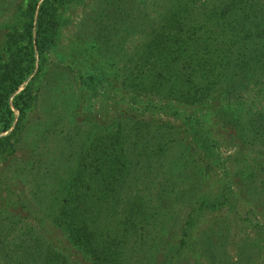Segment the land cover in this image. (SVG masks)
Listing matches in <instances>:
<instances>
[{
  "label": "trees",
  "instance_id": "1",
  "mask_svg": "<svg viewBox=\"0 0 264 264\" xmlns=\"http://www.w3.org/2000/svg\"><path fill=\"white\" fill-rule=\"evenodd\" d=\"M68 1L79 0H21L23 27H0V168L19 146L16 134L34 103L28 82L47 72L41 56L68 20ZM91 9L79 36L110 64L107 86L122 91L118 101L128 95L136 105L126 102L116 118L88 114L86 125L75 122L45 138L52 143L31 147L24 168L35 184L30 197L11 200L20 209L0 212V264H178L203 209L232 208L243 199L264 216V0H97ZM89 74L77 76L93 89ZM166 114L181 124L164 121ZM56 117L46 123L56 125ZM177 126L219 166L223 177L213 195L197 188L205 172L191 164L189 146L171 154ZM220 142L239 161L236 180L227 177ZM4 199L0 191V205ZM190 204L175 237L153 223L157 244L170 239L161 257L146 263L136 255L153 217ZM238 216L248 227V217ZM213 220L217 229L205 225L197 242L211 264H258L251 255L264 250L247 235L231 261L230 225Z\"/></svg>",
  "mask_w": 264,
  "mask_h": 264
},
{
  "label": "rangeland",
  "instance_id": "2",
  "mask_svg": "<svg viewBox=\"0 0 264 264\" xmlns=\"http://www.w3.org/2000/svg\"><path fill=\"white\" fill-rule=\"evenodd\" d=\"M96 2L97 0L68 1L67 7L62 11L63 16H67L68 20L57 30L55 37L53 39L50 38L41 56V60L47 68L45 76L42 78L38 77L36 81L33 78L31 81L28 77V80L30 79L28 83L33 85L32 94L34 95V103L25 116V127L16 134L19 137L18 140H20L18 143L19 146L9 159V162L2 164L0 168V191L6 199L5 204L0 205V212L6 211L7 214L12 213L14 207L18 206L20 209L18 203H10L11 200L16 199V196H21L22 199L26 198V196L30 197L29 190H33L34 186L32 185L35 184V179H33L29 169L24 167L30 165L29 160L27 162L25 160L31 147L37 146L38 148L39 146H43L45 144L44 141L52 143L51 139L45 140V138L52 133H54L52 138L55 135L61 136L65 132L61 131L62 128L67 129L68 127H72L75 125V122L80 124L81 127L86 125V117L88 118V114L95 115L97 119L116 118L120 114V107L123 109L127 106L126 102L133 104L132 107L136 105L130 102L127 94L126 99L123 97L121 98L122 102L118 101L120 100L119 91L117 92L115 88H109L107 86L108 81L112 78L110 64L100 57V54L96 51V47L92 46L90 42L83 41L79 36L78 31L81 17L85 13H90L92 11L91 7ZM20 3L21 0H0V27L12 24L18 27L17 30L23 27L27 12L20 8ZM80 72L90 73L89 75L93 76L96 83V85H93V89L84 86L81 81L82 79L77 76ZM108 90L109 95L105 94V91ZM35 92L37 93L36 100ZM207 112L204 113L203 118L208 116ZM15 113L17 114V111ZM54 114H57L56 118L58 122L56 125L49 126L46 120ZM147 114L151 119H160L159 113L155 116L153 114L151 116L148 112ZM196 114L197 110H195L194 116H197ZM162 119L174 124L176 123L177 125L181 124L180 119L173 114L162 115ZM178 127H180V131L175 134L176 140L170 146L171 154H178L185 144L189 146L188 151L191 153V156H189L191 164H197V168L199 166V169L196 170L205 172V176L199 178L204 182L202 185H200L201 183H197V188L200 187L204 195H213L219 186V177H223V175L220 176L219 174V166L213 165L210 159L206 158L192 142H189V133L182 126H177V129ZM165 129L167 128L165 127ZM60 136L58 139L62 142ZM219 150L226 156L225 163H227L228 168L227 177L236 180L238 176L234 174H237L236 169L238 168L237 164L239 161L232 159L229 148L221 142ZM191 206V204L180 205L167 211L163 215L153 217L150 220L149 235L143 242V247H141V250L136 255L142 257L146 263L148 259L161 257L170 239L165 240L164 244H157L155 234L152 232L153 230L155 231L153 223L162 225L165 227V234H171L175 237L176 233L181 231L180 227L184 225L183 221L187 217ZM249 206L251 205L247 201L243 202V199H237L232 208L224 205L223 208L216 211L203 209L190 228V241L193 242V245L191 247L190 244L189 247L182 249L183 251L179 256L178 264H211L208 256L201 253V243L197 245V242L202 237L201 231L205 225L213 224L215 227L213 229H217L219 225L214 222L213 219L215 217L216 220L226 219L224 224L220 225H230L231 233H228L229 237L225 249L231 254V261L235 258V253L241 250L240 236H249L256 248L261 247L264 250V229L262 228V225H264V216L258 213L256 209H250ZM237 214L241 218L248 217V220H245L248 227L240 226L242 223L237 220ZM30 220L34 221L32 217ZM45 224V229L49 226L51 227L48 221L44 222ZM255 225L257 226L256 228H254ZM246 230L249 231L248 234ZM256 230H261L259 238H256ZM61 238L59 237L56 241H60ZM215 238L214 236V242L217 239ZM174 241L175 238H171V242ZM263 254L259 252L258 255L254 253L251 256L254 259H259V262L255 260V263L263 264ZM215 263L212 259V264Z\"/></svg>",
  "mask_w": 264,
  "mask_h": 264
}]
</instances>
